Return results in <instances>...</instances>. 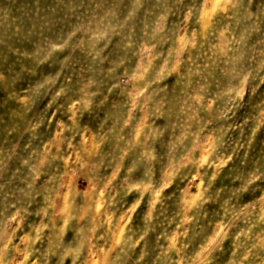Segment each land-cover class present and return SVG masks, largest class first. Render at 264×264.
Segmentation results:
<instances>
[{
    "label": "clouds",
    "instance_id": "9594fccd",
    "mask_svg": "<svg viewBox=\"0 0 264 264\" xmlns=\"http://www.w3.org/2000/svg\"><path fill=\"white\" fill-rule=\"evenodd\" d=\"M0 264H264V0H0Z\"/></svg>",
    "mask_w": 264,
    "mask_h": 264
}]
</instances>
